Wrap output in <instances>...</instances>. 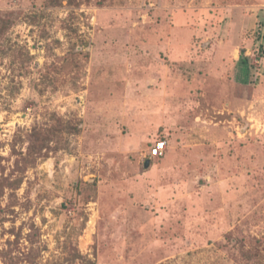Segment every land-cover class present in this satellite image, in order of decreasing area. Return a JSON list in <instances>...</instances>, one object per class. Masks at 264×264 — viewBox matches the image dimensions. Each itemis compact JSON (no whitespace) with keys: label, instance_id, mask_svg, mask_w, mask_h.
I'll return each mask as SVG.
<instances>
[{"label":"rangeland","instance_id":"1","mask_svg":"<svg viewBox=\"0 0 264 264\" xmlns=\"http://www.w3.org/2000/svg\"><path fill=\"white\" fill-rule=\"evenodd\" d=\"M0 264H264V0H0Z\"/></svg>","mask_w":264,"mask_h":264},{"label":"built area","instance_id":"2","mask_svg":"<svg viewBox=\"0 0 264 264\" xmlns=\"http://www.w3.org/2000/svg\"><path fill=\"white\" fill-rule=\"evenodd\" d=\"M167 142L165 140L157 141L150 150V159H160L165 156L167 152Z\"/></svg>","mask_w":264,"mask_h":264},{"label":"bare ground","instance_id":"3","mask_svg":"<svg viewBox=\"0 0 264 264\" xmlns=\"http://www.w3.org/2000/svg\"><path fill=\"white\" fill-rule=\"evenodd\" d=\"M96 218H97V215H95V216L92 218V220H91V222H90V224H89L90 227H92V226L95 224V222H96Z\"/></svg>","mask_w":264,"mask_h":264},{"label":"water","instance_id":"4","mask_svg":"<svg viewBox=\"0 0 264 264\" xmlns=\"http://www.w3.org/2000/svg\"><path fill=\"white\" fill-rule=\"evenodd\" d=\"M149 165H150V162L148 161V162H147V166H149Z\"/></svg>","mask_w":264,"mask_h":264},{"label":"crops","instance_id":"5","mask_svg":"<svg viewBox=\"0 0 264 264\" xmlns=\"http://www.w3.org/2000/svg\"><path fill=\"white\" fill-rule=\"evenodd\" d=\"M151 160H154V159H151Z\"/></svg>","mask_w":264,"mask_h":264}]
</instances>
